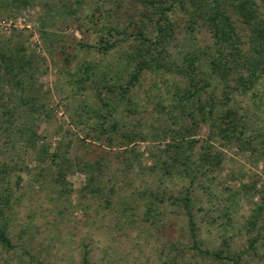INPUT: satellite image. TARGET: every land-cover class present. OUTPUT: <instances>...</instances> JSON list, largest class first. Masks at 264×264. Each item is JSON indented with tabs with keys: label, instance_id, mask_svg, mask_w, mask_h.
<instances>
[{
	"label": "rangeland",
	"instance_id": "1",
	"mask_svg": "<svg viewBox=\"0 0 264 264\" xmlns=\"http://www.w3.org/2000/svg\"><path fill=\"white\" fill-rule=\"evenodd\" d=\"M122 2V18L129 13L137 18L143 10L137 0ZM98 4L111 6L108 0H85L76 14L84 17ZM60 5L61 0H32L31 5L16 8L12 0H0V19L20 21L17 26L0 28V54L12 59L20 55L26 61L21 86L0 67L4 97L0 107V167L4 168L0 221L7 224L13 245L6 249L0 244V264H82L84 250L89 264H222L191 248L185 215L167 196L187 185L204 247L216 249L227 240L231 249L242 252L241 264H264V230L250 248L248 241L257 234L246 225L251 209L264 199L261 143L254 155L219 139L208 124H201L192 137L208 141L214 151L222 153L220 169L201 173L192 183L172 168L167 173L161 149L169 136L164 132L177 129L179 122H172L154 104V95H164L167 89L165 82L160 89L152 88L150 75L135 89L137 113L120 103L114 113L119 126L97 139L92 122L85 120L79 107L92 103L94 96L91 91L74 90L68 73L78 59L98 56L77 45L93 42L97 35L89 23L80 25L82 19L75 14H63ZM186 42L204 48L211 38L207 28L198 24ZM66 53H76L77 58L67 64ZM255 90L262 98L251 92L237 94L234 104L251 127L263 133L264 82ZM3 110H12L14 118ZM124 132L136 135L128 146L136 149L138 158L126 151L129 148L124 150ZM46 145H50L48 152L57 146L69 152L73 167L64 183L54 180L57 168L46 158ZM77 161L82 166L99 165L82 170ZM251 181L258 191L254 195L241 189ZM149 189L165 199L148 213ZM225 211L228 217L223 216Z\"/></svg>",
	"mask_w": 264,
	"mask_h": 264
},
{
	"label": "trees",
	"instance_id": "2",
	"mask_svg": "<svg viewBox=\"0 0 264 264\" xmlns=\"http://www.w3.org/2000/svg\"><path fill=\"white\" fill-rule=\"evenodd\" d=\"M108 1L111 6L98 4L84 17L76 12L85 0H61L60 5L63 14H75L76 19H82L80 25L89 23L97 35L95 41H79L77 45L82 51L98 56L78 59L73 71L68 72L74 90L91 91L94 96L92 103L83 102L79 107L85 113V120L92 122L95 137L99 139L119 126L114 113L120 103H125L129 112L137 113L138 103L133 98L135 89L150 75L152 88L160 89V83L165 82L167 89L164 95H154V104L160 106L161 114L172 122H179L177 129L171 127L170 131L164 132L169 136V141L161 149L166 156L162 165L167 173L172 168L192 183L201 173L220 169L222 153L214 151L208 141L202 143L203 140L192 137L194 129L201 124H208L211 134L219 139L254 155L258 152L257 143H261V157L264 159V132L253 129L247 116L234 104L237 94L251 92L254 96H263L254 89L258 83L264 82V0H137L143 5L137 18L134 13L121 17L122 0ZM12 2L14 7L22 8L31 5L32 0ZM177 12L182 16H177ZM198 24L206 27L210 34L211 42L204 48L189 46L186 42L187 35L192 34ZM1 57L3 65L0 67L5 75L21 86L20 76L26 61L20 55L15 59ZM75 58L76 53H66L64 60L69 64ZM3 99L0 90V107L4 106ZM27 102L28 99L23 101ZM3 112L14 118L12 110ZM123 134L124 150L129 148L126 151L138 158L136 149L128 146L135 141L136 135ZM86 136L90 134L86 133ZM137 136L144 139L143 135ZM49 146L46 145V158L56 165L54 180L64 183L73 167L69 152L60 146L48 152ZM76 163L82 170H92L99 165L98 162L95 166ZM3 172L4 168L0 167V175ZM91 175L88 179L92 178ZM255 186L256 182L251 181L243 184L241 189L254 195L258 192ZM148 193L146 211L149 213L165 198L157 190L149 189ZM167 196L185 215L192 249L222 264H241L242 252L231 249L227 240L216 249L204 247L189 185ZM223 216H229L227 211ZM246 225L249 232L256 230L257 235L248 241V246L254 248L259 240L258 234L264 230V199L251 209ZM0 244L6 249L13 246L8 226L1 221ZM82 264H89L85 250Z\"/></svg>",
	"mask_w": 264,
	"mask_h": 264
},
{
	"label": "built area",
	"instance_id": "3",
	"mask_svg": "<svg viewBox=\"0 0 264 264\" xmlns=\"http://www.w3.org/2000/svg\"><path fill=\"white\" fill-rule=\"evenodd\" d=\"M22 20L24 22H26V19L25 18H22ZM10 24H12L13 26H17L16 24H20V21H17V23H12L11 20H7V19H0V28H7ZM28 26V24H26Z\"/></svg>",
	"mask_w": 264,
	"mask_h": 264
}]
</instances>
